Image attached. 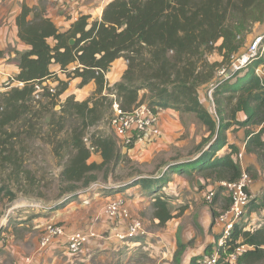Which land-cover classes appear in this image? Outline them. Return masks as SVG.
Instances as JSON below:
<instances>
[{"label": "trees", "instance_id": "16d2710c", "mask_svg": "<svg viewBox=\"0 0 264 264\" xmlns=\"http://www.w3.org/2000/svg\"><path fill=\"white\" fill-rule=\"evenodd\" d=\"M262 19L264 0H111L101 19L91 20L90 15L83 14L69 29L61 31L47 16L46 9L24 2L15 18L18 36L29 46L19 54L20 70L15 76L24 84L11 85L0 92V226L19 199L18 191H24L22 183L31 180L25 156L27 141L40 135L43 122L40 112L26 115L35 100L36 84L50 78L58 82L55 91L44 87L42 97L46 96L51 106L60 101L73 79L81 80L79 87L92 81L97 86L84 101H78L73 94L62 102L60 111L49 109L47 124L57 143L55 152L63 157L60 179L67 185L63 192L69 195L53 209L74 201L77 193L101 177L107 180L123 157L124 145L114 130V134L92 133L88 137L90 144L85 141L87 129L105 117L113 91L125 111L144 103L158 116L161 110L175 109L195 115L209 132L196 146L193 155L199 154L198 157H175L161 174L141 177L126 187L141 185L152 198L158 216L172 217L167 207L170 195L163 189L173 174H200L215 181L239 180L244 171L250 170L243 168L238 158L240 147L229 142L227 131L244 128L245 151L257 157L264 155V78L255 73L264 59L255 60L228 79H218L217 72L239 50L237 34ZM71 39L75 40L73 44ZM213 51H219L220 61L211 62L206 57ZM118 58L126 59L128 66L122 79L109 85L106 73ZM54 64L60 66L65 79L52 69ZM206 84L209 90L213 87L209 97L216 116L200 96V88ZM239 113L244 117L239 118ZM71 118L80 123L67 129ZM96 153L100 162L92 160ZM247 190L250 201L245 215L235 224L227 247L228 252L239 245L246 248L238 253L236 261L222 253L219 264H264V214L259 226H249L245 220L249 208L264 210L259 206L264 202H257L250 186ZM229 200L228 208L231 197ZM211 248L193 258L191 264L210 254Z\"/></svg>", "mask_w": 264, "mask_h": 264}, {"label": "crops", "instance_id": "0c3cea01", "mask_svg": "<svg viewBox=\"0 0 264 264\" xmlns=\"http://www.w3.org/2000/svg\"><path fill=\"white\" fill-rule=\"evenodd\" d=\"M13 1L7 0V3H12ZM20 1L19 5H12L9 9H2V13L0 12L1 83L6 80L8 75L16 76L20 70L19 54L29 48L18 36L15 23L16 15L20 12L24 2L31 7H37L41 4L40 0ZM110 1L78 0L77 3L72 4L51 1L54 3H52L53 8L45 7V9L47 16L55 22L61 31H65L83 14L90 15L91 20L101 19L103 10ZM127 66L128 62L126 59L118 58L106 73L108 84L113 85L120 81ZM52 69L57 71L60 78H66L59 65H52ZM80 81L79 78L73 79L64 94L67 93V97L74 94L78 101L88 99L95 92L96 83L92 81L79 88L81 95H77L75 91L71 90V87L79 85ZM46 82L52 86H56L58 83L55 78L47 79ZM182 115L184 114L171 108L161 110L159 119L163 129H167V126L171 125L177 128V131L186 132V126L181 119ZM238 116L243 118L244 114L239 113ZM260 127L256 128L257 131ZM204 131L203 139L209 135L205 126ZM227 136L230 143L237 144L240 147L242 156L240 158L238 155V158L243 168L246 170L249 167H254L251 170V177L255 179H252L250 192L256 196L257 189H260L262 185L259 178H256L259 172L264 174L262 164H259L257 155L248 154L245 151L246 134L244 128L239 129L236 127L235 129H230L227 131ZM202 138L197 142V145L202 141ZM225 149H222L219 153H222ZM198 155L190 156L194 159ZM182 157L185 159L190 158ZM92 160L100 162L101 157L96 153L93 155ZM258 169H260L259 172ZM219 183L220 181H218L217 194L227 192L223 187L219 186ZM138 186L142 189L141 185ZM108 194L109 192L106 190L98 189L93 191L87 188L77 195L80 197H77L78 199L76 198L74 203L70 202L71 204L69 203L63 208L53 209L55 205L48 210L37 209L32 214L39 215L7 219V224H4L1 220L0 264H14L15 262L19 264H191L193 258L203 255L208 252L209 248H213V243L219 236L218 219L215 217L214 221V219H211L212 217H209L210 215L208 217H205V215L199 218L201 224L199 229L202 228L205 231L204 238L197 236V239L199 238L198 242L193 243L192 238L196 236L194 219L189 220L184 217V214L189 209L186 208L183 211L184 208H182V210H178L177 206L171 203L167 205L168 211L172 214L170 218L158 216L153 204H146L151 207L154 214L149 218L143 217L147 219L145 220L138 216V204H127L131 214L136 218L131 221L130 219L121 218L116 221L105 212L108 200L113 197ZM218 196L217 199L219 198ZM170 199H172L171 195ZM260 200L261 198L257 197V202ZM261 211L263 210L259 207L252 209V222L251 224L249 222V226L252 224L253 226H259L261 224L264 214ZM134 220H138L141 223L143 231L146 230L145 235L139 234L121 238V235L129 231V224ZM50 222L62 223L68 232L87 234L89 237L88 243L78 253L70 252L66 237L55 239L46 248L41 247V233ZM1 228L3 229L1 230ZM31 234L36 236H30ZM29 241L33 243V248L25 249L23 243L26 245Z\"/></svg>", "mask_w": 264, "mask_h": 264}, {"label": "rangeland", "instance_id": "374dc122", "mask_svg": "<svg viewBox=\"0 0 264 264\" xmlns=\"http://www.w3.org/2000/svg\"><path fill=\"white\" fill-rule=\"evenodd\" d=\"M40 1L41 4L37 6L40 9H45V7L53 8V2L49 0ZM20 3V0H14L12 3H7V0H0V12L2 13V9L7 10L12 5H19ZM262 33H264V19L248 25L247 29L237 34L235 42L236 44L240 43L241 46L239 50L235 52L239 53L243 51L256 35ZM206 57H208L211 62L220 61L222 59L219 51L210 52L206 55ZM1 85L2 83L0 82V87ZM13 86H16V84ZM79 88H81L79 85H73L71 90L75 91L77 95H81ZM3 90L4 89H2V91ZM208 92V84L203 85L200 88L201 99L213 115L216 116V108L213 105V101L210 99ZM66 97L67 93L61 96L60 101L57 102L56 105L52 106L51 103L49 105L47 104L48 99L46 96H41L40 99H33L32 101V109L26 117L34 115L36 112H40L42 115L41 122H43V129H39L38 134L40 135L38 137L27 141L29 149L25 153V156L27 159L28 170H30L29 175L31 180L28 183H22L21 189L24 191H18L19 199L14 202L11 208L7 211V215H5L2 219L4 224H7V219H11L12 217L23 218L35 213L37 209L48 210L69 196L63 192L67 185L62 183L60 179V172L64 165L63 157L55 152L57 143H54L52 140V132L47 124L48 117L51 113L50 110L60 111L61 104L66 100ZM111 117L112 110L110 106L106 111L105 117L96 125L90 126L87 129L85 137L88 138L95 132L114 134L110 124ZM181 119L186 126V132L182 130L177 131V128L172 127L171 125H168L167 129H163L158 116L156 126L159 129V134L157 136L151 134L143 135L142 139L135 141L133 146L122 147L121 152L123 157L120 159L115 168L112 169L111 176H109L107 180L101 177L98 181L100 186L89 187L93 191L98 189L106 190L109 192L108 195L113 196L108 200L106 207L111 201L121 199L130 212V221L136 217H133L127 204H138V216L140 218L142 217V219L153 216V210L149 205H146L151 204L152 198L148 197L138 185L132 186V188H127L128 190L126 187L129 186L131 182L141 177H148L152 175L157 176L161 174L164 166L167 165V163H171L175 157H191L190 155H193L196 150L197 142L204 136L205 125L199 121L195 115L184 114ZM79 123L80 120L71 118L68 120L67 129H70V126H74V124L77 125ZM59 136H63V134H60ZM262 153H264V149L261 154ZM258 158L259 164H262V168L264 169V155ZM253 168L254 167H249L250 171H247L251 180L255 179L254 177H251V170ZM259 170L260 169H258V172ZM172 176L173 179L171 183L167 184L163 191L172 196V199H169V202L176 205L178 210H182V208H184L183 211L186 208L189 209V211L184 214V217L189 220L194 219L193 223L196 236L192 238V242L197 243L199 238H204L205 235V231L202 230V228L199 229L201 226L199 218L204 217L205 215V217H208V215H210L209 217H212L211 219H214L215 221L220 213L228 208V204H230L229 193H218V195L221 194L220 196L217 195L219 197L218 199L216 196L214 200L208 201L205 195L209 190L217 189L218 181H215L214 179H205L200 174H192L190 176L185 174H173ZM256 178H259L262 184L260 186L261 188L257 189L256 196L261 198L259 202H264V179H262L264 178V174L259 172ZM103 185H106L107 188L102 187ZM13 186H15V184H13ZM74 201L71 203H74ZM259 206L264 207V203ZM250 210H252V207L248 209L247 217L245 218L248 224L249 222L250 224L252 222ZM263 212L264 210L261 211L262 214ZM213 213H215V215H213ZM222 229L223 225L218 222L219 235ZM145 233L146 230H144V233L142 234L145 235ZM30 236L36 235L31 234ZM197 236L199 237L198 239ZM216 241L217 240L213 243V248L216 246ZM23 246L25 249H31L33 248V243L29 241L26 245L23 243Z\"/></svg>", "mask_w": 264, "mask_h": 264}, {"label": "built area", "instance_id": "2783aa9c", "mask_svg": "<svg viewBox=\"0 0 264 264\" xmlns=\"http://www.w3.org/2000/svg\"><path fill=\"white\" fill-rule=\"evenodd\" d=\"M51 1L55 3L69 4L77 2V0ZM260 58L264 59V33L256 35L243 51L234 53L229 62L219 68L217 78H231ZM255 73L261 79L264 78V62L256 66ZM15 84L22 86L24 83L16 81L15 76L8 75L0 87V92L2 89ZM44 87H48L51 92L55 91V87L47 83L46 80L43 81L42 84H36V91L34 94L36 100L41 98ZM212 90L213 87L209 90L210 97L212 96ZM109 98L112 101V117L110 124L124 147H128L134 144L135 141L142 139L143 135L151 134L157 136L159 134V129L156 126L158 115L153 113L152 109L147 104H140L133 107L131 110L125 111L121 107L116 91L111 92ZM85 141L90 144L88 138H85ZM241 156L242 154L239 153L240 158ZM251 182L252 180L246 171L243 172L239 180L220 181L219 186L223 187L231 197V205L226 210H223L217 218L218 222L223 225V229L216 241V246L210 254L199 258L197 264H219L222 253L231 261H236L238 253L246 248L245 245H239L236 247L235 251L228 252L227 247L229 246L228 242L235 224L245 215L247 204L250 201V194L248 193L247 188L250 186ZM93 186H100L99 182L91 184L90 188ZM102 187L107 188L106 185H103ZM216 194L217 189H211L206 193L205 197L208 201H212ZM105 212L110 218L115 220L121 218L130 219L131 217L128 208L121 199L111 201L106 207ZM142 233H144V231L141 223L138 220H134L129 224V231L126 234L121 235V238L136 236ZM60 237L67 238L68 247L72 253L80 252L89 241L87 234L68 232L64 225L58 222H50L45 226L41 235V247H48L55 239ZM14 264L19 263L15 262Z\"/></svg>", "mask_w": 264, "mask_h": 264}, {"label": "water", "instance_id": "95a60500", "mask_svg": "<svg viewBox=\"0 0 264 264\" xmlns=\"http://www.w3.org/2000/svg\"><path fill=\"white\" fill-rule=\"evenodd\" d=\"M70 42H71V44H73L75 42V40L74 39H71ZM77 194H79V193H77Z\"/></svg>", "mask_w": 264, "mask_h": 264}]
</instances>
